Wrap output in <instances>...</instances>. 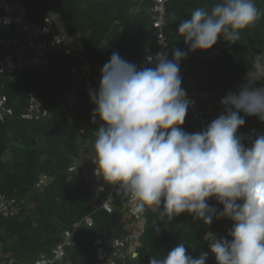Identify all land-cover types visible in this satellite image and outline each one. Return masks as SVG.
I'll return each mask as SVG.
<instances>
[{
    "label": "trees",
    "instance_id": "1",
    "mask_svg": "<svg viewBox=\"0 0 264 264\" xmlns=\"http://www.w3.org/2000/svg\"><path fill=\"white\" fill-rule=\"evenodd\" d=\"M11 1L23 3L26 18L31 23L45 22L51 11L59 13L71 35L82 34L85 51L73 59L61 56L53 58L51 64L0 72V95L6 98L5 109L12 110L0 120V194L9 201L14 200L13 205L17 207L8 215L0 212V264H37L40 258L54 254L66 229L90 214L95 224L85 232L86 240L67 247L66 252L73 264H104L107 257L114 256L116 249L105 243L107 253L101 256L97 247L92 246L93 240L106 233L110 239L123 238L125 232L119 228L116 215L102 208L103 200L90 184L68 172L74 160L80 162L93 151L88 148L81 154L77 133L89 125L88 132L84 133L86 140L95 137L97 131L92 115L95 105L90 99L87 78L90 77L93 89L98 88L100 70L113 51L141 66L147 55L158 50L159 31L153 26L151 11L154 0ZM215 2L170 0L164 26L170 42L186 51L187 46L177 31L179 22L190 19L194 9H210ZM255 4L262 15L241 31L239 40L230 43L220 37L210 49L216 52L214 55L190 56L181 61L182 87L199 92L203 111H188L182 126L185 131H199L215 119L219 111H224L220 100L228 90L238 91L236 86L248 72L264 68V0H255ZM81 55L91 66L90 73H83L85 64ZM74 65L77 74L71 72ZM257 83L264 84V74ZM33 98L42 102L40 111L32 108ZM72 98L76 100L74 105H70ZM63 105L65 109L48 117ZM245 121L238 134L249 137L264 132V122L256 116H247ZM244 143L248 145V139ZM6 153L10 156L6 157ZM82 169L79 165L80 172ZM44 180L47 185L43 184ZM41 185L44 188L38 190ZM125 194L123 189L117 188L118 199ZM208 202L223 209L214 198ZM145 209L147 224L139 239L141 245L136 249L138 256L134 257L123 246L124 254L116 256V264H149L151 256L162 259L177 243H184L188 254L194 258L209 252L206 264H216L205 236L212 232L227 237L231 220L214 219L211 225H205L194 221L188 213L169 219L161 215L162 206Z\"/></svg>",
    "mask_w": 264,
    "mask_h": 264
},
{
    "label": "clouds",
    "instance_id": "2",
    "mask_svg": "<svg viewBox=\"0 0 264 264\" xmlns=\"http://www.w3.org/2000/svg\"><path fill=\"white\" fill-rule=\"evenodd\" d=\"M261 15L255 0L198 7L177 27L186 51L174 48L171 59L160 52L147 67L113 51L100 70L98 88L89 93L97 123L96 165L104 181L123 189L137 213L162 206L161 215L169 219L188 213L205 225L231 220L227 237L205 236L216 264H264V132L238 134L247 116L264 122V84L248 72L239 90H228L220 100L224 111L189 133L182 126L194 100L182 87L180 65L190 52L209 50L220 37L239 40ZM54 30L60 32L56 24ZM213 198L222 210L209 204ZM208 258L209 252L194 258L177 243L164 258L151 256L149 264H206Z\"/></svg>",
    "mask_w": 264,
    "mask_h": 264
},
{
    "label": "built area",
    "instance_id": "3",
    "mask_svg": "<svg viewBox=\"0 0 264 264\" xmlns=\"http://www.w3.org/2000/svg\"><path fill=\"white\" fill-rule=\"evenodd\" d=\"M169 1L170 0H154L153 2V6L151 8L153 26L159 31V37L156 41L158 50L147 55L141 64L142 66H152L148 63V61H155L157 54L160 52H167L169 58L171 59L172 50L174 48L180 49L177 44L170 42L164 32V26L167 22V4ZM15 18L16 15L14 14L10 17V19L5 20L7 22V28L13 26ZM54 29L55 22L51 17L46 18V21L37 27L30 25L29 22L25 21L20 24L15 23L14 27L11 29L12 35L9 37L7 35L6 38L0 37V72L11 73L24 66L51 64L54 62L53 58L57 59L61 56H68L73 59L77 55L80 56V54L85 51L83 43L80 42L76 44L75 48L68 46L66 44L65 36L61 32L52 35V31ZM72 73H78V69L75 65L73 66ZM186 91L189 98L194 100V105L189 110L195 113H202L203 111L202 104L199 100V92L197 90ZM34 100L35 109L40 111L42 102L37 99ZM5 101L6 98L0 95V120L3 119L6 114L12 113L11 109H5ZM32 108H34V103ZM206 112L208 113L207 110L205 113ZM46 113L47 111L44 112V114ZM94 169V171L87 173L85 171L80 172L79 166H72L68 173L69 175L76 174L79 180H83L84 178L90 184L91 189L95 191V193L103 200L102 208L113 214L117 210V206L119 204V199L116 195L118 186L104 181L97 166ZM70 179L71 178L69 177L68 180ZM46 182L47 180H44L43 184L45 185ZM13 204L14 200L9 201L5 196L0 194V212L8 215L13 211H16L17 207ZM136 216L138 217L139 214H136ZM94 224L95 222L92 214L84 217L80 221L74 222L70 228L64 231L63 240L55 249L54 254L40 258L37 261V264H73L72 260L68 258L66 248L69 246H76L80 240L79 236L85 234L86 231L93 228ZM105 243L108 247L110 246L115 248L116 251L114 256L106 258L104 264H116L115 257L117 255L124 254L121 249L124 246L123 239L116 236L113 237V239H110L108 233H106L104 237L93 240L92 246L97 247L98 254L101 256H105L107 253V247L103 246Z\"/></svg>",
    "mask_w": 264,
    "mask_h": 264
},
{
    "label": "water",
    "instance_id": "4",
    "mask_svg": "<svg viewBox=\"0 0 264 264\" xmlns=\"http://www.w3.org/2000/svg\"><path fill=\"white\" fill-rule=\"evenodd\" d=\"M2 1L5 2L6 0H2ZM15 6L16 7H10L9 10L12 13H16V15H17L16 21L18 24H20L22 22V19H23L22 17L26 14V12L23 8L24 5L21 1H18ZM49 15L53 19L55 24L57 25V30H59L61 33H63L67 37V45L75 48L77 43H79V42L82 43V37H83L82 34L76 33L75 35H71L70 32L68 31L65 23H64L62 16L59 13L51 11L49 13ZM52 34H55V30L52 32ZM81 60L85 64V68H87L88 73H90L92 71V68L88 64V61L84 55H81ZM91 84H92V82L90 80V77H88L87 78V85L89 86V90H93L91 87ZM74 104H76L75 99L70 101V105H74ZM65 108H66L65 105L61 106L58 110L51 112L48 115V117L51 118L53 115L57 114L58 111H62ZM88 130H89V125L87 126V129L83 130V132H82V130H77V133L79 135L78 136V144L80 145L81 154L85 152V150L87 149V147L89 145L94 147L95 137L88 138V139L84 140V133H87ZM78 163H79V160H74L73 166L78 167ZM47 184L48 183L46 182L45 185H47ZM43 188H44V186H41L38 190H41ZM126 197L127 198L129 197V195L127 193H126ZM117 210L118 211H124L126 209H124L122 205H119ZM145 212H146V209H144L143 212L141 213L142 217L139 220H135L133 222H131L133 214L129 210H128V214L130 215V217H128V218L123 217V222H126L129 225V231L131 233V236L133 238H136V242L132 243V251H133L132 253L137 254L134 257L138 256L136 249H137V246L141 245V242L139 239L143 235V232L145 231L146 224H147V218L145 217ZM85 236H87V233L79 236V239L84 240Z\"/></svg>",
    "mask_w": 264,
    "mask_h": 264
},
{
    "label": "flooded vegetation",
    "instance_id": "5",
    "mask_svg": "<svg viewBox=\"0 0 264 264\" xmlns=\"http://www.w3.org/2000/svg\"><path fill=\"white\" fill-rule=\"evenodd\" d=\"M17 2H12L11 0H6L5 2H3L2 0H0V37L2 38H6L7 35L8 37L10 35H12V31L11 29L14 27V24L17 23L16 21V18H15V23L13 24V26H11L10 28H7L6 27V21L5 20H8L10 19L11 16H13L14 14L16 15V13H12L10 10H9V7H16ZM24 8V7H23ZM25 10V9H24ZM26 12V10H25ZM17 17V15H16ZM22 22L25 21V22H29L30 25H34L35 27H37L38 25H41L42 23L40 24H35V23H31L27 18H26V14L22 17ZM21 22V23H22ZM12 23V22H11ZM57 26V25H56ZM69 31V30H68ZM95 151V150H93ZM119 213V212H118ZM117 219H119V228H122L123 232H125V235H124V242L126 243V245H128L129 243H131V241L133 242H136V238H130V233H129V230H127L126 227H128L129 225L126 223V222H123V219L122 218V213H119L116 215ZM127 224V226H126ZM129 242V243H127ZM130 245V244H129ZM128 247V246H127ZM130 251V249L128 250V252Z\"/></svg>",
    "mask_w": 264,
    "mask_h": 264
},
{
    "label": "crops",
    "instance_id": "6",
    "mask_svg": "<svg viewBox=\"0 0 264 264\" xmlns=\"http://www.w3.org/2000/svg\"><path fill=\"white\" fill-rule=\"evenodd\" d=\"M139 1H141V0H139ZM203 51V53H204V55H202V56H199V55H197V51H195V52H190L189 54H188V56H187V58L186 59H188L190 56L191 57H201V58H204V57H210V56H212V55H214L216 52H213V51H211L210 49L209 50H202ZM185 59V60H186ZM142 66V65H141ZM85 70V69H84ZM92 85V84H91ZM89 87V86H88ZM93 89V88H92ZM73 100V99H72ZM223 111H219L218 112V115H220L221 113H222ZM89 148H91V147H89ZM93 150H95V148H92ZM90 155H96L95 154V151L94 152H92V151H90L89 152V156ZM89 159V158H88ZM119 205H122L123 206V208L124 209H126V210H124V211H118V210H116L115 211V213H113L114 215H117V214H119V213H122V219H123V217H125V218H128V217H130V215L128 214V210L133 214V217H132V219H131V222H133V221H135V220H139L141 217H142V215H141V213H137L136 211H135V209H134V207L130 204V197H126V194H125V196H123L122 198H120V201H119ZM117 208H118V206H117ZM119 212V213H118ZM136 214H139V216L137 217L136 216ZM117 222H121V221H119V219H117ZM126 226H127V224H126ZM127 228V230H129V226L128 227H126ZM129 233H130V231H129ZM116 237H120V236H116ZM132 236H131V233H130V238H131ZM86 238H87V236H85V239L84 240H86ZM120 238H122V236L120 237ZM133 238V237H132ZM123 239V241L125 240L124 238H122ZM84 240H82V241H84ZM126 241V240H125ZM127 243H129V242H127ZM132 243H134L133 241H131V243H129L127 246V248H128V250L130 249V251L129 252H133L132 251ZM116 258V257H115Z\"/></svg>",
    "mask_w": 264,
    "mask_h": 264
},
{
    "label": "rangeland",
    "instance_id": "7",
    "mask_svg": "<svg viewBox=\"0 0 264 264\" xmlns=\"http://www.w3.org/2000/svg\"><path fill=\"white\" fill-rule=\"evenodd\" d=\"M197 55H199V56H202V55H204V53H203V51L202 50H197ZM185 60V59H184ZM183 61V60H182ZM85 70L83 71V73L84 74H86V73H88V70H87V68H85V66L83 67ZM72 69H73V67H72ZM72 69H71V72H72ZM253 74H255L258 78L260 77V75L261 74H264V68H259V70H257L256 72H253ZM239 85L240 84H238L237 86H236V89H239ZM35 98H33L32 99V102L34 103V108H35V100H34ZM73 99V98H72ZM38 100V99H37ZM33 107V106H32ZM34 115V114H33ZM217 116H218V114H217ZM94 152V151H93ZM95 154H96V152H95ZM10 156V154L9 153H6V157H9ZM89 158V159H88ZM88 158H85L84 157V159H82L79 163H78V166L79 165H82V168H83V171H85V172H87V173H90L91 171H94L95 169V167L97 166L96 164L97 163H95V160H97V156L96 155H90V156H88ZM12 208H14V207H12ZM124 244V246H126L127 247V245H126V243L124 242L123 243ZM1 250V249H0ZM123 252H124V250H122Z\"/></svg>",
    "mask_w": 264,
    "mask_h": 264
},
{
    "label": "bare ground",
    "instance_id": "8",
    "mask_svg": "<svg viewBox=\"0 0 264 264\" xmlns=\"http://www.w3.org/2000/svg\"><path fill=\"white\" fill-rule=\"evenodd\" d=\"M89 147L94 148V147H92V146L89 145V146L87 147V149H88ZM95 163H97V160H95ZM42 186H43V185H42ZM40 187H41V186H40Z\"/></svg>",
    "mask_w": 264,
    "mask_h": 264
}]
</instances>
